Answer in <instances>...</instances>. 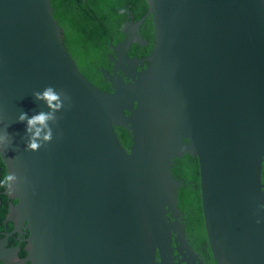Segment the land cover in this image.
<instances>
[{"label": "water", "instance_id": "95a60500", "mask_svg": "<svg viewBox=\"0 0 264 264\" xmlns=\"http://www.w3.org/2000/svg\"><path fill=\"white\" fill-rule=\"evenodd\" d=\"M146 2L113 48L146 45L129 29L151 16L152 54L131 60L125 51L130 81L115 60L113 75L102 68L107 91L69 54L51 0H0V135L7 125L14 136L0 155L20 177L7 191L15 223L7 237L28 231L32 264H173L174 235L191 249L179 228L185 179L172 173L190 153L217 264H264V0ZM138 63L148 66L138 72ZM48 85L71 106L65 99L58 122L48 121L50 143L26 150L18 116L51 111L33 96ZM116 127L132 134L130 150Z\"/></svg>", "mask_w": 264, "mask_h": 264}, {"label": "trees", "instance_id": "16d2710c", "mask_svg": "<svg viewBox=\"0 0 264 264\" xmlns=\"http://www.w3.org/2000/svg\"><path fill=\"white\" fill-rule=\"evenodd\" d=\"M51 2L54 17L63 30V43L69 54L76 59L78 66L94 85L111 90L109 82L104 83L100 67L107 68L105 62L110 52V44L113 40L123 39L125 25L137 22L147 14L146 0H51ZM148 18L144 26L151 42L146 46H138L145 57L152 54L155 45L154 33L151 32L152 21L149 22ZM116 130L122 144L130 150L132 137H129L128 131L120 127ZM172 172L178 179H185V183L179 189L178 204L180 210L189 217V229L200 227V223L204 229L198 158L190 153L177 157ZM6 174L8 170L0 155V180H3ZM7 191L0 187V233L11 232L14 228V221H8L12 198ZM13 202L16 203V200ZM26 243L23 242L22 245ZM26 254L23 247L22 256Z\"/></svg>", "mask_w": 264, "mask_h": 264}, {"label": "flooded vegetation", "instance_id": "af4514ba", "mask_svg": "<svg viewBox=\"0 0 264 264\" xmlns=\"http://www.w3.org/2000/svg\"><path fill=\"white\" fill-rule=\"evenodd\" d=\"M148 17L147 18L149 19V22L152 21L151 16H148ZM152 25H153V22H152ZM151 32L154 33V28L152 29ZM129 34H130V36H131V34L141 36L142 40L146 41V45H149L151 42L150 38L146 35V27L144 26V23L141 25V28L138 31L135 28H130ZM125 37H126V34L123 37V39L119 38V39H116L115 41L113 40V42L110 44V47H109L110 52L108 53L107 59L105 62L107 65V68H105V69L109 71L110 75H113L114 69L116 66L115 61H117L118 62L117 72H119V73H117V75L123 76L125 81H130V80H132V77H131L132 75H135L134 78H136V72L132 70V65L131 64L129 65L127 63V60L124 57L125 51L127 52V55L131 60H136V59L142 60L144 58H148V56H146V57L142 56L141 50L138 49V46H140V45H138L136 43L132 44L127 50L125 48L118 49L117 53L115 54V50L113 47L116 48L120 43H122L124 41ZM135 45H136V48H135ZM146 45H143V46H146ZM145 65L143 67H141V65L138 63L136 66L137 71L141 72L143 69H146L148 64L146 63ZM100 68L102 69L104 67H100ZM125 71L128 72V75ZM103 78H104V83L109 82V80L106 79L104 76H103ZM109 84H110L111 90H107V91H112L111 83L109 82ZM116 129H117V127H116ZM116 132H117V130H116ZM128 134H129V137H132L131 133L128 132ZM131 141H133V137H132ZM131 146H132V143H131ZM175 164H176V162H175ZM174 167H175V165H174ZM177 179H178V177H177ZM178 180H181V179H178ZM200 187H201V181H200ZM201 194H202V192H201ZM181 212H183V214L179 218V228H181L182 226H184L186 228V236L189 239L188 242H189L191 249H189L188 247H186L184 245H181L178 247V244H177L176 239H175L176 236L174 235V239L172 241V246L174 247V251L172 254L173 264H217L216 259L214 257V254L212 253L210 243L208 241L203 213H202V219H203L204 229L201 228V223H200V227L189 229V217H187V215H185L183 210H181ZM168 215H171V214H168ZM172 221L175 222L176 219L172 218ZM7 232L8 231H4V232L0 233V244H1V242H4L5 248L8 250H10L12 248H18V256H19L18 259L19 260L14 256L13 251L10 250V253H6L5 255H3L1 253V250H0V259H1L0 264H15V263H17V264H23V263L24 264H32V262L30 260H26L28 257V250H27L28 242L26 240L28 237V231H26L22 236H20L18 234V232H16L14 234L9 235L8 237H7ZM11 232H8V233H11ZM6 238H7V240L5 241ZM23 242H27V243L22 245ZM23 247L26 250V253H27L26 256H22ZM156 257H157V260H159L158 251H156ZM21 261H23V262H21Z\"/></svg>", "mask_w": 264, "mask_h": 264}, {"label": "clouds", "instance_id": "9594fccd", "mask_svg": "<svg viewBox=\"0 0 264 264\" xmlns=\"http://www.w3.org/2000/svg\"><path fill=\"white\" fill-rule=\"evenodd\" d=\"M33 96L36 100L45 101L47 108L51 111L41 110L31 116H29L27 112H20L17 121L26 122V150L38 151L43 146L50 143L54 138L53 128L48 124V121L51 120L54 123L58 122L59 117L56 113L65 107V99L68 101V105L71 106V97L64 89L57 90L52 85L46 86L42 92L35 91ZM8 127L9 126L5 125L3 127L4 133L0 135V145H7L5 148H0V154H4V152L13 145L14 136L8 132ZM45 129H47V131H44ZM14 183L19 184L20 177L16 173L10 171L5 175L3 180H0V187L7 189L11 194L16 191V188L13 187ZM260 207L264 209V204H261ZM259 222L258 220L257 223ZM8 234L9 233H7V235ZM1 253L5 255L6 253H10V250L4 247L1 249Z\"/></svg>", "mask_w": 264, "mask_h": 264}]
</instances>
